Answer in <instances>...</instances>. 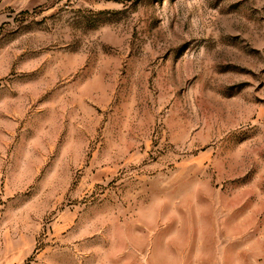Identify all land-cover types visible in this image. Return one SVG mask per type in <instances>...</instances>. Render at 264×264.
<instances>
[{
	"label": "rangeland",
	"instance_id": "obj_1",
	"mask_svg": "<svg viewBox=\"0 0 264 264\" xmlns=\"http://www.w3.org/2000/svg\"><path fill=\"white\" fill-rule=\"evenodd\" d=\"M251 212L264 0H0V264H264Z\"/></svg>",
	"mask_w": 264,
	"mask_h": 264
},
{
	"label": "crops",
	"instance_id": "obj_2",
	"mask_svg": "<svg viewBox=\"0 0 264 264\" xmlns=\"http://www.w3.org/2000/svg\"><path fill=\"white\" fill-rule=\"evenodd\" d=\"M251 215L255 219H259L255 224L251 226V230L254 234V243H259L261 248L264 249V222L260 221V217L264 216V212H251ZM234 217L239 225L242 223V212H234ZM242 231H239V233ZM234 236H237V233H234ZM211 244V240H210ZM214 247H208V246H198L196 245L195 248L192 249L190 260L193 262V264H213L214 261L211 258V254L214 253L213 250ZM240 253H242L243 244H242V237L240 236L239 246H238ZM252 263L257 262L256 255H251ZM249 262V261H248ZM240 264H244L242 261Z\"/></svg>",
	"mask_w": 264,
	"mask_h": 264
}]
</instances>
